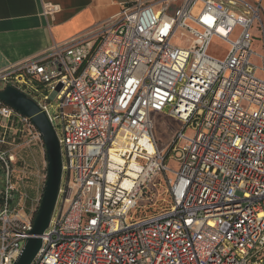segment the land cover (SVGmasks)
<instances>
[{
  "label": "built area",
  "instance_id": "obj_1",
  "mask_svg": "<svg viewBox=\"0 0 264 264\" xmlns=\"http://www.w3.org/2000/svg\"><path fill=\"white\" fill-rule=\"evenodd\" d=\"M215 37L222 54L209 51ZM0 82L45 113L61 154L30 264H264L260 2L124 0L92 30L0 69ZM153 112L180 123L167 147ZM31 149L44 185L41 134L0 101V264L19 256L39 205L24 189Z\"/></svg>",
  "mask_w": 264,
  "mask_h": 264
},
{
  "label": "crops",
  "instance_id": "obj_2",
  "mask_svg": "<svg viewBox=\"0 0 264 264\" xmlns=\"http://www.w3.org/2000/svg\"><path fill=\"white\" fill-rule=\"evenodd\" d=\"M123 1L0 0V69L92 30L117 12ZM250 1L260 2L264 23V0ZM45 3L58 5L59 10L43 14ZM26 151L32 153L31 167L34 169L27 174L29 180H25L24 189L28 187L35 198H39L43 183L41 188L40 184L34 186L33 183L38 179L35 168L40 162V154L36 149Z\"/></svg>",
  "mask_w": 264,
  "mask_h": 264
},
{
  "label": "water",
  "instance_id": "obj_3",
  "mask_svg": "<svg viewBox=\"0 0 264 264\" xmlns=\"http://www.w3.org/2000/svg\"><path fill=\"white\" fill-rule=\"evenodd\" d=\"M0 101L28 117L41 134L46 158V178L39 205L33 215L30 235L12 264H30L41 246V235L54 210L62 176V161L56 133L39 106L23 92L8 85L0 89Z\"/></svg>",
  "mask_w": 264,
  "mask_h": 264
},
{
  "label": "rangeland",
  "instance_id": "obj_4",
  "mask_svg": "<svg viewBox=\"0 0 264 264\" xmlns=\"http://www.w3.org/2000/svg\"><path fill=\"white\" fill-rule=\"evenodd\" d=\"M253 47L255 48L256 51L260 50V45L258 44V37L255 38V42ZM226 48V44L221 41L218 38H213L212 39V43L210 45L209 51L210 53H224V49ZM254 61H256L258 64H260V61L258 58H254ZM2 83L0 82V85ZM151 120L153 123V135L155 137V139L157 140V144L160 148L162 147H167L171 141L174 138L175 132L180 128V123L173 119L168 117L166 114L164 113H157V112H153L151 113ZM188 132V130H187ZM189 133V132H188ZM173 164V162H171V165ZM29 180V179H27ZM24 183L27 184L26 181H24ZM30 185V182L28 183ZM39 185L41 188V181L40 180H36V182L33 183L34 186ZM43 189V188H42ZM25 192L28 194L29 198L34 199L35 198V194L33 195V193L31 192V190L26 187L25 188ZM31 193V194H30Z\"/></svg>",
  "mask_w": 264,
  "mask_h": 264
}]
</instances>
